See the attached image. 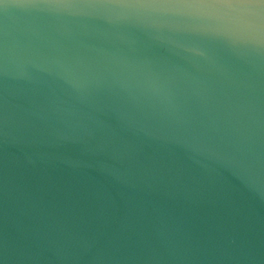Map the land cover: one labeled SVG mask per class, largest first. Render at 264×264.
Wrapping results in <instances>:
<instances>
[{
	"label": "water",
	"instance_id": "obj_1",
	"mask_svg": "<svg viewBox=\"0 0 264 264\" xmlns=\"http://www.w3.org/2000/svg\"><path fill=\"white\" fill-rule=\"evenodd\" d=\"M0 264H264V0H0Z\"/></svg>",
	"mask_w": 264,
	"mask_h": 264
}]
</instances>
